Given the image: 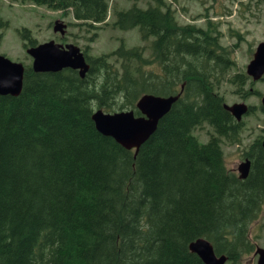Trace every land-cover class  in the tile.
Wrapping results in <instances>:
<instances>
[{
    "label": "trees",
    "instance_id": "1",
    "mask_svg": "<svg viewBox=\"0 0 264 264\" xmlns=\"http://www.w3.org/2000/svg\"><path fill=\"white\" fill-rule=\"evenodd\" d=\"M30 1L73 11L79 27L108 18V0ZM151 1L118 12L114 26L154 39L150 57L121 47L90 58L86 79L29 69L19 97L0 96V264H204L189 250L199 238L234 263L253 251L246 223L264 200L263 151L252 148L245 182L226 168L221 139L239 126L223 108L218 76L230 61L215 49L217 29L180 26ZM230 81L241 93L247 78ZM183 82L137 158L97 131L96 110H136L143 95H175ZM206 125L215 135L202 144L194 132Z\"/></svg>",
    "mask_w": 264,
    "mask_h": 264
},
{
    "label": "rangeland",
    "instance_id": "2",
    "mask_svg": "<svg viewBox=\"0 0 264 264\" xmlns=\"http://www.w3.org/2000/svg\"><path fill=\"white\" fill-rule=\"evenodd\" d=\"M167 6L175 11L180 25H195L201 28L208 27V20L214 22L215 28L221 38V43L228 51L234 66H229L224 74L218 78L221 81L220 93L225 97L229 105L245 102L252 107L251 115L244 118L240 133L231 140H223L222 149L226 167L237 174L238 166L244 162L246 154L257 141L264 140V112L262 111V99L264 98V81L254 83L252 87L260 93L259 96H251L242 99L234 92L239 89L236 84L228 81L238 76L240 72L246 74V69L252 61L254 53L261 43H264V0H165ZM110 19L108 25L101 30L87 31V27H69V33L64 41L53 32L56 20H63L67 25L74 21L72 14L63 16L60 11H53L48 7L36 6L26 0H0V24L4 28L0 30V54L15 62L31 66L32 59L23 48L19 31L29 29L32 32L36 45L54 40L58 44H74L86 48L95 58L112 53L119 47H145L146 57L151 56L150 42H143L138 29L122 31L112 26L114 13L118 10L129 9L133 6L130 0H110ZM139 6H146V2H139ZM22 32V31H21ZM98 32L94 41H89ZM23 34V32H22ZM28 41V40H27ZM64 45V44H63ZM75 45V44H74ZM29 47V46H28ZM248 83L246 95L251 87ZM209 126H205L195 132L200 141L206 142ZM248 235L253 243L264 248V205L257 215L248 220ZM230 240L232 238L230 237ZM255 252V251H254ZM254 252L243 254L241 264H256Z\"/></svg>",
    "mask_w": 264,
    "mask_h": 264
},
{
    "label": "water",
    "instance_id": "3",
    "mask_svg": "<svg viewBox=\"0 0 264 264\" xmlns=\"http://www.w3.org/2000/svg\"><path fill=\"white\" fill-rule=\"evenodd\" d=\"M66 26L60 22L56 24L55 32L66 34ZM34 57V70L36 72H59L66 68L80 70V76L85 78L90 70L80 49L69 45L66 49L56 45L55 42L47 43L29 50ZM248 73L254 80H259L264 75V44H261L255 60L248 68ZM25 68L22 64H16L0 56V95L18 97L23 90ZM179 96L161 98L152 95L144 96L138 103V108L143 117L137 118L134 112H122L106 114L99 110L93 115L97 130L106 137L114 139L127 150H136V155L141 147L156 133L161 119H163L179 100ZM238 120L247 113L245 105L225 106ZM250 164L242 167V178L249 174ZM192 252L198 254L205 264H224L225 258L218 259L211 244L205 240H198L190 245ZM261 254L259 264H264V251Z\"/></svg>",
    "mask_w": 264,
    "mask_h": 264
}]
</instances>
